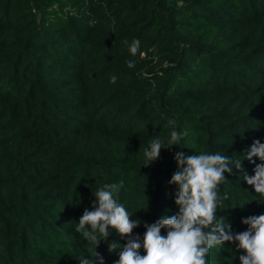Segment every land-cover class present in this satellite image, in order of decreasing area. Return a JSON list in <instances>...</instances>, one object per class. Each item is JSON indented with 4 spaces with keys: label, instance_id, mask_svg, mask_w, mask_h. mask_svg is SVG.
<instances>
[{
    "label": "trees",
    "instance_id": "1",
    "mask_svg": "<svg viewBox=\"0 0 264 264\" xmlns=\"http://www.w3.org/2000/svg\"><path fill=\"white\" fill-rule=\"evenodd\" d=\"M0 264H264V0H0Z\"/></svg>",
    "mask_w": 264,
    "mask_h": 264
}]
</instances>
